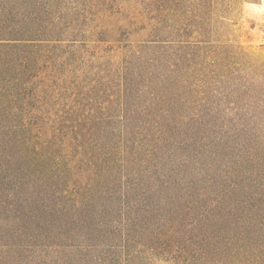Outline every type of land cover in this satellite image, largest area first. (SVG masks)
<instances>
[{
	"label": "rangeland",
	"instance_id": "obj_1",
	"mask_svg": "<svg viewBox=\"0 0 264 264\" xmlns=\"http://www.w3.org/2000/svg\"><path fill=\"white\" fill-rule=\"evenodd\" d=\"M30 3L26 10L38 17L37 26L60 24L65 31L59 48L34 50L17 103L24 122L49 136L52 124L63 123L62 153L78 185L92 174L90 152L110 163L97 182L105 194L88 208L85 226L69 224L68 234L74 216L60 210L56 228L44 232L25 262L167 264L165 247L150 250L157 243L146 237L162 232L166 239L170 227L159 215L151 227L152 217L178 218L189 200L181 199L182 187L193 174H204L181 159L195 152H251L253 145L264 150V0ZM219 144L225 149L217 150ZM148 152H155L152 165ZM163 180L171 181L169 189ZM176 229L182 234L183 225ZM4 250L0 264L9 263Z\"/></svg>",
	"mask_w": 264,
	"mask_h": 264
},
{
	"label": "trees",
	"instance_id": "obj_2",
	"mask_svg": "<svg viewBox=\"0 0 264 264\" xmlns=\"http://www.w3.org/2000/svg\"><path fill=\"white\" fill-rule=\"evenodd\" d=\"M30 1L0 0V247L5 249L8 264H27L31 248L43 241L51 226L56 228L53 221L60 210V216H74L68 219V228L69 224L72 229L80 227L79 222L85 226L88 208L105 194L104 184L97 182L107 175L110 163L106 155L90 152L86 160L92 163V174L87 184L78 185L62 153L67 137L63 123L52 124L49 136L47 130L36 133L24 122V109L17 103L26 89L25 76L34 67V50L59 48L65 31L60 24L37 26L38 17L26 10ZM78 134L77 147L82 152L81 128ZM224 149L222 144L217 146V150ZM249 149L251 152H195L194 157L181 159L202 167L204 174L188 176L181 199L189 200L181 203L178 218L153 215L150 226H155L159 215L169 224L170 235L163 240L162 232L146 237L157 243L156 247L148 245L150 250L165 247L167 264H264V150L255 145ZM153 155L155 152H148V157ZM155 162L153 156L151 165ZM164 182L169 189L171 181ZM148 189L153 194L157 191L151 186ZM66 202L70 208H65ZM133 213V224L139 229V209ZM179 224L182 234L176 229ZM177 240H181L178 245ZM146 241L140 245L149 244Z\"/></svg>",
	"mask_w": 264,
	"mask_h": 264
}]
</instances>
